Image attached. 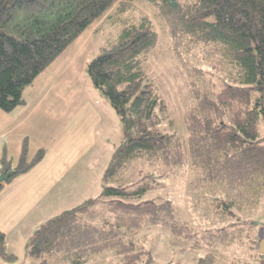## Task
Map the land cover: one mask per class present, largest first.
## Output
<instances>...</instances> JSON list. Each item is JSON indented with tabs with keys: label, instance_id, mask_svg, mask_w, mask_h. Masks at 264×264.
<instances>
[{
	"label": "trees",
	"instance_id": "obj_1",
	"mask_svg": "<svg viewBox=\"0 0 264 264\" xmlns=\"http://www.w3.org/2000/svg\"><path fill=\"white\" fill-rule=\"evenodd\" d=\"M127 1L0 0V109L11 112L21 105L24 89L81 33L113 6L124 9ZM147 1L182 11L177 42L191 41L217 57L209 69L194 68L206 86L196 90L185 114L187 137L163 124L166 105L144 69V56L156 43L153 21L144 16L125 25L87 66L123 130L105 182L114 176L123 181L130 171L136 177L104 186L99 196L43 223L27 243L29 254L43 264L54 255L67 264H92L105 251L122 264L143 263L151 252L136 236L154 225L168 229L183 245L200 247L203 240L210 248L259 247V226L244 215L264 211V0H196L181 7L178 0ZM43 158V149L30 158L24 140L14 174L0 183V192ZM2 164L3 171H12L6 155ZM182 170L191 176V193L205 195L212 218L226 225L199 234L172 200L142 199ZM100 203H106L109 215L97 220ZM6 244L0 228L2 255Z\"/></svg>",
	"mask_w": 264,
	"mask_h": 264
},
{
	"label": "rangeland",
	"instance_id": "obj_2",
	"mask_svg": "<svg viewBox=\"0 0 264 264\" xmlns=\"http://www.w3.org/2000/svg\"><path fill=\"white\" fill-rule=\"evenodd\" d=\"M194 1L178 0L180 7ZM125 5L122 10H118L115 5L104 16L96 19L64 50L67 52H63L65 54L56 65L55 61L61 55L51 67H47L49 71H43L46 72L45 79L41 78L42 72L24 89L25 101L34 92L43 90L46 94L41 105L42 114L32 108L27 113L19 114L17 110L22 105L17 106L14 112L0 109V162L6 155L7 161L11 160L10 164L13 163L15 168L21 155V146L18 145L24 138L32 151L30 158L36 154L33 152L36 149H43L45 158L29 174H22V178L11 186V195L7 197L11 198V204L21 200L23 202L24 199L28 207L17 220V225L11 227L6 240L7 254H0V264H43L41 259L30 255L27 250L29 237L43 223L99 196L104 186L124 184V181L127 183L136 177L130 171L123 181L114 176L105 182L106 170L114 151L123 140V130L115 110L94 87L87 66L100 54L102 48L118 39L125 25L136 23L144 16L151 18L156 32L154 48L144 56V69L155 82L158 96L166 105L162 115L163 124L168 131H179L187 137L185 114L196 100V90L204 91L206 86L194 68L209 69L217 57L207 56L201 46H195L191 41L184 39L177 42L183 31L182 11L178 8L170 10L167 6L165 9L159 3L147 0H128ZM11 114L16 118L11 119ZM16 119L29 121L26 129L22 128L25 122L16 124ZM11 122H14L13 125ZM261 135L264 136V123L261 124ZM56 147L59 154H54L53 160L51 158V161H47L48 154ZM63 157L65 161L60 159ZM55 160L63 175L47 185L50 180L48 173L50 176V171L55 169L56 174L59 171V167L54 164ZM183 173L182 170L180 174L168 178L162 188L149 191L142 199L172 200L199 234L203 230L226 225V222L221 223L212 218L211 212L207 210L205 195L195 197L191 193L188 183L191 176ZM45 177H48L46 182ZM95 209L97 220L107 213L109 215L106 203H100ZM244 217L255 225L259 222L257 246L264 235V211L259 208ZM136 237L151 252L150 258L140 264L168 261H180L181 264H264V254L257 251L258 246L253 250L236 244L234 251L226 247L210 248L203 240L200 241V247H193L192 243L183 245L177 243L172 233L161 225L145 227ZM48 264L67 263L54 255L49 258ZM92 264L122 262L112 252L105 251L97 255Z\"/></svg>",
	"mask_w": 264,
	"mask_h": 264
},
{
	"label": "crops",
	"instance_id": "obj_3",
	"mask_svg": "<svg viewBox=\"0 0 264 264\" xmlns=\"http://www.w3.org/2000/svg\"><path fill=\"white\" fill-rule=\"evenodd\" d=\"M63 52H65V51H63ZM67 52V51H66ZM65 52V53H66ZM65 53H62L61 54V58L59 57L56 61H55V65H56V63H58L59 61H60V59H62V57H63V55L65 54ZM53 66V65H52ZM49 67H51V66H49ZM48 67V68H49ZM47 68V69H48ZM45 70V71H49V70ZM45 74H46V72L44 73H42L41 74V78H43V79H45ZM44 75V76H43ZM43 76V77H42ZM37 85V84H36ZM35 85V86H36ZM101 94V93H100ZM31 96V98H28V101H25L24 99V101H23V103L21 104L22 106H21V108L19 109V110H17L18 112H19V114H21V113H24V112H26L27 113V111H29V109L30 108H32L33 110H35L36 112H38V113H41L42 114V111H43V109H41V105H42V101H43V99L45 98V96H46V94H44L43 93V90H40L39 92H34V94H33V96H32V94L30 95ZM103 96V95H102ZM32 99V101H30ZM111 106V105H110ZM23 107V108H22ZM3 111V110H2ZM12 112V111H11ZM14 112V111H13ZM40 114V115H41ZM11 117H12V114H11ZM16 118V117H15ZM14 117H12L11 119H15ZM14 122H16V124H18V123H24L25 121H23V120H21V121H19V120H17L16 119V121H14ZM14 122H11V125H13V123ZM29 122V121H28ZM28 122H25V124L22 126V128L23 129H26V127H27V125H26V123H28ZM15 124V125H16ZM33 123L31 122V125H32ZM28 138V137H27ZM25 139V138H24ZM24 139H23V141L21 140V142H20V144L18 145V147H20V153H21V150H22V145H23V142H24ZM75 139V138H74ZM76 140V139H75ZM41 148H43V147H41ZM45 148V147H44ZM40 149V148H39ZM19 150V149H18ZM17 151V150H16ZM28 151H29V154H30V152H32L31 150H30V146H29V144H28ZM33 152H37V149L36 150H34ZM33 154V153H32ZM54 154H56V156L59 154L58 153V150H57V147L53 150V152H51V153H49L48 154V156H47V161H51V158H52V160H53V156H54ZM43 159H45V158H43ZM43 159L33 168V169H35L38 165H40L42 162H43ZM60 159H62V160H64V157L63 158H60ZM11 161V160H10ZM65 161V160H64ZM1 165H0V174L2 173V172H4L3 171V164H2V158H1ZM54 164H55V166L56 167H59V171H57V174L55 173L56 171H55V169L54 170H52V171H50V176H49V173H48V177L50 178V180L47 182V185H49L53 180L55 181V180H57L58 178H60L62 175H63V173H62V171H61V168H60V166L58 165V161H54ZM65 164H63V166H64ZM14 164L12 163L11 164V169L13 170L14 169ZM62 166V167H63ZM64 168V167H63ZM32 169V170H33ZM31 170V171H32ZM30 171V172H31ZM29 172V173H30ZM29 173H25V174H23L22 176H26L27 174H29ZM22 176L20 175V176H17V178L15 179V180H13L12 182H9V183H7V184H5V187H4V189L0 192V228H1V230L5 233V235H6V240H7V237H8V234L9 233H11V227L13 226V227H15L16 225H17V220H19V217L23 214V212L27 209L26 207H28L27 206V204H25L26 203V201L24 202V199H23V202H22V200H21V202L20 201H16L15 203H13V204H11V198H7L9 195H11V186L16 182V181H19V179H21L22 178ZM48 177H45L44 178V181L46 182L47 180H48ZM42 186V185H41ZM44 190V189H43ZM7 198V199H6Z\"/></svg>",
	"mask_w": 264,
	"mask_h": 264
},
{
	"label": "water",
	"instance_id": "obj_4",
	"mask_svg": "<svg viewBox=\"0 0 264 264\" xmlns=\"http://www.w3.org/2000/svg\"><path fill=\"white\" fill-rule=\"evenodd\" d=\"M14 174V170L12 171H4L0 174V183L6 182L12 175ZM259 224V222H256V225ZM264 225V223H263ZM258 252L261 254H264V235L261 239L258 247Z\"/></svg>",
	"mask_w": 264,
	"mask_h": 264
}]
</instances>
